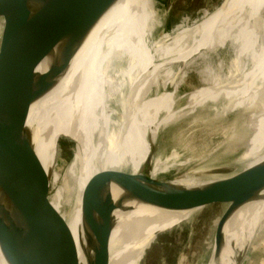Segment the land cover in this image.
<instances>
[{
  "label": "bare ground",
  "instance_id": "1",
  "mask_svg": "<svg viewBox=\"0 0 264 264\" xmlns=\"http://www.w3.org/2000/svg\"><path fill=\"white\" fill-rule=\"evenodd\" d=\"M152 1L119 0L87 38L66 75L55 88L35 102L29 111L26 126L33 130L27 148L31 160L45 179L52 177L58 135L67 112H75L80 121L82 118L87 119L78 152L70 165V174L75 182L73 205L67 207L61 194L60 204L51 201L67 222L74 238L76 264H87L89 255L86 239L88 231L83 223V215L85 207H91L95 202L86 196V192L95 191L99 194L97 182L101 179L108 183L115 201H120L114 213L116 225L112 236L103 245L107 264H137V256L144 254L156 236L172 229L184 219L187 222L194 215L123 200V187L143 183L149 178L155 180L160 171L156 161L152 171L150 168L153 162L152 146L157 142L160 126L176 111L173 110L175 93L168 95L158 92L155 84L162 70L173 65H178L181 70L193 56L214 47H228L233 56L232 43H235L236 73H232L221 84L197 89L183 108L194 107L206 96H222L231 101L232 107H250L251 101L256 100L264 109V33L257 55H249L244 51V47H250L252 39L257 36L259 27L264 25V0H224L198 24L182 28L167 38L162 34L156 40L150 37L149 29L155 15L151 8ZM31 9L33 11L27 14V20L21 18L26 9L10 11L14 20L9 24H16L19 31L29 38L38 34L39 23L43 20L41 8L31 5ZM29 23L35 25L30 28ZM240 28L244 29V34L235 42L232 36ZM22 39L23 36H20L13 43L16 58L23 57L20 56L23 55ZM90 53L92 56H85ZM57 54L58 47L55 46L40 60L36 74H44ZM113 54L117 55L116 58H113ZM248 56L250 65L245 62ZM113 59L127 63V68L118 76L121 82L126 80V91L118 105L121 114L119 121L110 115V96L107 93L108 89L117 88L120 84L113 86L116 84L107 77L106 67L110 66ZM81 62L86 63V67L79 70ZM163 113L165 115L160 118ZM263 143L264 116L261 115L252 142L243 156L245 166L241 170L210 180H204L202 173L185 174L164 181L163 188L153 190V193L165 197H196L247 182L251 180L253 171L264 166V158L252 161L257 148L259 153L263 151ZM218 181L227 184H214ZM12 206L21 224L14 226L15 233H26L24 237L33 247L39 242L52 246L58 244L50 228L33 221L18 199L12 200ZM263 220L264 201L251 200L237 207L230 205L221 220L217 237L218 245H222L221 250L218 252L216 244L210 264H215L220 252V264H236L235 256L229 260L226 258L227 250H231L230 246L234 244L236 248H242L244 239L252 237L256 229H260ZM44 255L47 253L19 254L18 259L22 264H45ZM0 264H5L1 257Z\"/></svg>",
  "mask_w": 264,
  "mask_h": 264
},
{
  "label": "water",
  "instance_id": "2",
  "mask_svg": "<svg viewBox=\"0 0 264 264\" xmlns=\"http://www.w3.org/2000/svg\"><path fill=\"white\" fill-rule=\"evenodd\" d=\"M34 1L41 4L43 20L38 34L29 38L13 26L9 27L14 20L10 11ZM118 1L0 0V18L5 24L0 42V257L5 264H22L18 259L19 254L41 255L43 252L47 253L44 255L45 264H76L74 238L67 222L51 203V184L30 158L27 142L33 129L27 127L26 122L31 106L57 86L92 31ZM20 36H23V55H20L23 57L16 58L13 43ZM55 46L58 47L55 61L44 74L37 75L36 68L40 60ZM84 67L86 63L81 62L79 70ZM163 182L149 178L143 183L125 186L122 188L123 200L136 201L165 211L193 214L209 207H237L251 200L264 201V166L247 182L196 197H165L153 193V190L163 188ZM224 182L214 184H227ZM97 184L99 194L95 191L86 192V196L95 203L91 207L87 205L83 215V223L88 231L87 264H107L103 245L112 236L116 225L114 213L120 202L115 201L106 180L101 179ZM15 198L33 221L50 228L58 240L57 245L39 242L33 247L24 237L26 233L19 235L14 232V226L21 225L12 206ZM263 232L264 220L252 237L244 239L242 248H236L235 244L230 246L226 258L229 260L235 256V262L239 264L240 258ZM216 238L219 252L222 245H218ZM221 254L215 259V264H220Z\"/></svg>",
  "mask_w": 264,
  "mask_h": 264
},
{
  "label": "rangeland",
  "instance_id": "3",
  "mask_svg": "<svg viewBox=\"0 0 264 264\" xmlns=\"http://www.w3.org/2000/svg\"><path fill=\"white\" fill-rule=\"evenodd\" d=\"M223 1L153 0L151 8L155 15L150 21L152 26L149 28L150 37L156 40L163 34L167 38L182 28L192 27L215 11ZM31 5L41 8L40 2L35 1L24 4L23 7L18 6L13 12L19 8L26 9L21 18L27 20V14L33 11ZM31 23H29L30 28L35 25ZM4 25L3 18H0V42L5 29ZM41 25L42 22L39 23L40 27ZM16 26V24L13 25L18 29ZM243 31V28L238 29V33L232 36V40L235 42L239 40L244 34ZM263 31L264 25H261L250 47H244V51H247L249 55L259 53ZM215 48L201 51L193 56L181 70L178 65L162 70L159 79H155L158 92L168 95L175 93L173 110H176L173 115L165 119V124L160 126L157 142L152 146L153 162L150 168L152 171L153 166L159 164L157 180L168 181L185 174L200 173L203 174L204 180H210L221 175L229 176L245 166L242 162L243 156L252 142L259 117L264 116V109L260 107V102L251 101L250 107H232L231 101L225 97L206 96L194 107L183 108L197 89L211 88L221 84L232 73H236L235 43H232L233 56L228 47V49ZM112 56L116 58L117 55ZM248 58L249 56L245 62L250 65ZM157 62H159L158 59ZM106 68L107 77L116 84L113 86H118L120 83L119 87L107 91L110 96L108 100L111 108L110 115L119 121L121 114L118 105L126 91L124 87L126 80L123 79L121 82L122 79L118 76L127 68V63L113 59L110 66ZM164 115L165 113L160 118ZM86 127L87 119L82 118L80 121L75 112L70 110L67 112L66 120L58 135L52 177L46 178L51 184L50 199L57 204H60L61 194L67 207L73 205L75 182L70 174V165L73 164ZM257 149L252 161L264 158L262 153L264 148H261L263 151L260 153ZM260 168L253 171L251 179ZM229 207L230 205H223L204 208L197 211L187 222L184 219L176 223L172 229L153 239L144 254L137 256V264H208L215 251V236H219L221 220ZM263 235L264 232L252 242L247 252ZM245 255L240 258L239 264L246 259Z\"/></svg>",
  "mask_w": 264,
  "mask_h": 264
},
{
  "label": "crops",
  "instance_id": "4",
  "mask_svg": "<svg viewBox=\"0 0 264 264\" xmlns=\"http://www.w3.org/2000/svg\"><path fill=\"white\" fill-rule=\"evenodd\" d=\"M242 264H264V235L246 253Z\"/></svg>",
  "mask_w": 264,
  "mask_h": 264
}]
</instances>
